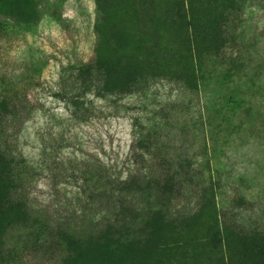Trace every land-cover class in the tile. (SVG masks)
Instances as JSON below:
<instances>
[{
	"label": "rangeland",
	"instance_id": "obj_1",
	"mask_svg": "<svg viewBox=\"0 0 264 264\" xmlns=\"http://www.w3.org/2000/svg\"><path fill=\"white\" fill-rule=\"evenodd\" d=\"M129 3L0 0V264H224L223 225L264 249V103L215 111L210 144L180 83L126 93ZM243 12L227 50L257 48L264 79V0Z\"/></svg>",
	"mask_w": 264,
	"mask_h": 264
},
{
	"label": "trees",
	"instance_id": "obj_2",
	"mask_svg": "<svg viewBox=\"0 0 264 264\" xmlns=\"http://www.w3.org/2000/svg\"><path fill=\"white\" fill-rule=\"evenodd\" d=\"M170 4L172 15L167 19L158 0H130L135 52L122 56L120 81L127 93L146 80L169 79V86L172 81L180 83L179 88L199 96L202 125L211 144L217 141L214 129L220 125V119L212 115L215 111L228 112L236 100L255 117L261 115L263 108V64L259 50L248 53L250 61L242 63L227 50L226 28L232 21L243 22L240 17L246 0H172ZM107 14L110 15V10ZM133 62H141L144 69L131 67ZM156 86L160 83H152V88ZM168 155L172 175L163 180L160 188L171 191L174 187L171 180L178 171L173 167V154ZM221 230L224 264H264V249L252 252L261 245L255 234L229 231L225 225ZM92 263L86 260L82 264Z\"/></svg>",
	"mask_w": 264,
	"mask_h": 264
}]
</instances>
